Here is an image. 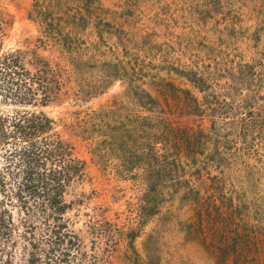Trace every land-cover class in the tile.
I'll return each mask as SVG.
<instances>
[{
	"label": "rangeland",
	"instance_id": "1",
	"mask_svg": "<svg viewBox=\"0 0 264 264\" xmlns=\"http://www.w3.org/2000/svg\"><path fill=\"white\" fill-rule=\"evenodd\" d=\"M0 9L4 51L38 48L61 74L60 95L26 110L53 120L87 163L65 195L75 231L116 225L113 264H264V0ZM58 35L62 47L47 39Z\"/></svg>",
	"mask_w": 264,
	"mask_h": 264
},
{
	"label": "trees",
	"instance_id": "2",
	"mask_svg": "<svg viewBox=\"0 0 264 264\" xmlns=\"http://www.w3.org/2000/svg\"><path fill=\"white\" fill-rule=\"evenodd\" d=\"M41 20L45 29L51 26ZM8 29L0 9V264H16L19 239L24 257L19 264H113L124 239L116 225L89 221L84 232L75 231L66 217L71 208L67 189L84 180L86 161L75 155L53 120L26 110L45 107L60 95L58 66L41 57L38 48L4 51ZM67 38L47 36L61 47ZM133 239L131 233L129 245Z\"/></svg>",
	"mask_w": 264,
	"mask_h": 264
}]
</instances>
